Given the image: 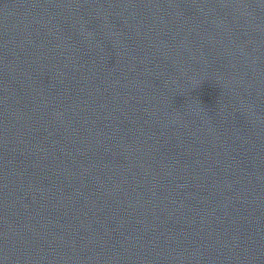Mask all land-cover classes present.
Masks as SVG:
<instances>
[{
    "label": "water",
    "instance_id": "water-1",
    "mask_svg": "<svg viewBox=\"0 0 264 264\" xmlns=\"http://www.w3.org/2000/svg\"><path fill=\"white\" fill-rule=\"evenodd\" d=\"M0 264H264V0H0Z\"/></svg>",
    "mask_w": 264,
    "mask_h": 264
}]
</instances>
